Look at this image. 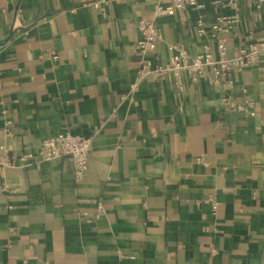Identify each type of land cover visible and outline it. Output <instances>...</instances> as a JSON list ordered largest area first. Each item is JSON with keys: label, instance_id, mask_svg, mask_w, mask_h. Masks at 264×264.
I'll use <instances>...</instances> for the list:
<instances>
[{"label": "crops", "instance_id": "obj_1", "mask_svg": "<svg viewBox=\"0 0 264 264\" xmlns=\"http://www.w3.org/2000/svg\"><path fill=\"white\" fill-rule=\"evenodd\" d=\"M0 0V264H264V81L255 68L146 78L135 22L157 0ZM157 19L190 57L216 40L196 23L233 20L227 55L264 41V9L248 0ZM125 97L122 99L121 97ZM228 104H222V100ZM246 100L254 116L229 108ZM92 138L77 181L66 159L19 157L62 133ZM217 203L215 210L207 203ZM103 214L96 215L97 204Z\"/></svg>", "mask_w": 264, "mask_h": 264}, {"label": "built area", "instance_id": "obj_2", "mask_svg": "<svg viewBox=\"0 0 264 264\" xmlns=\"http://www.w3.org/2000/svg\"><path fill=\"white\" fill-rule=\"evenodd\" d=\"M227 6L236 8L239 0H221ZM255 9H264V0H248ZM91 4L103 11L104 0H91ZM202 9L199 0H157L153 9L152 20H137L135 27L139 34L134 44V50L140 58V67L134 82L130 85L129 94L133 93L138 84L146 78L161 81L166 75H171L178 89H181V74L187 73L192 82H196L208 71L212 77V83L219 85L232 71H241L245 68H255L259 71L264 81V41L254 42L237 50L233 57L227 55L226 39L219 36L227 33L232 28L233 20L219 19L215 23L206 26L202 18L196 23V34L200 39L211 37L216 40V52L214 53L208 44H203L199 55L190 57L181 45H168L170 57L167 63L157 64L155 50L159 41L157 19L173 16L184 12L187 8ZM124 99L125 97H121ZM222 104L227 105L228 100L223 99ZM254 103L246 100L241 104H230L229 108L248 116H254ZM92 151V138L62 133L45 138L40 142L35 152H25L19 157V161L28 165H38L59 159L68 160L73 169V177L79 181L87 170L89 156ZM5 163L0 160V165ZM207 203L212 210L216 208V201L209 199ZM104 212L100 203L97 204L96 215Z\"/></svg>", "mask_w": 264, "mask_h": 264}]
</instances>
